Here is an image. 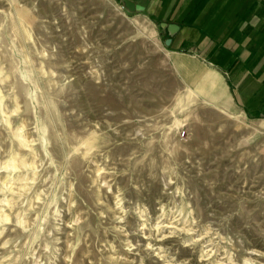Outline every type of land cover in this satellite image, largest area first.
<instances>
[{
  "label": "rangeland",
  "instance_id": "rangeland-1",
  "mask_svg": "<svg viewBox=\"0 0 264 264\" xmlns=\"http://www.w3.org/2000/svg\"><path fill=\"white\" fill-rule=\"evenodd\" d=\"M226 86L123 0H0V264H264V118Z\"/></svg>",
  "mask_w": 264,
  "mask_h": 264
},
{
  "label": "crops",
  "instance_id": "crops-1",
  "mask_svg": "<svg viewBox=\"0 0 264 264\" xmlns=\"http://www.w3.org/2000/svg\"><path fill=\"white\" fill-rule=\"evenodd\" d=\"M133 1L159 22L164 46L169 35L160 24L181 27L166 51L218 69L237 106L247 116L264 118V0Z\"/></svg>",
  "mask_w": 264,
  "mask_h": 264
},
{
  "label": "water",
  "instance_id": "water-1",
  "mask_svg": "<svg viewBox=\"0 0 264 264\" xmlns=\"http://www.w3.org/2000/svg\"><path fill=\"white\" fill-rule=\"evenodd\" d=\"M124 7L130 12H145L146 7L136 3L133 0H123ZM162 29H166L169 35V38L165 41V46L170 47L173 42V38L179 33L181 27L178 24H168L167 22H162L160 24Z\"/></svg>",
  "mask_w": 264,
  "mask_h": 264
},
{
  "label": "bare ground",
  "instance_id": "bare-ground-1",
  "mask_svg": "<svg viewBox=\"0 0 264 264\" xmlns=\"http://www.w3.org/2000/svg\"><path fill=\"white\" fill-rule=\"evenodd\" d=\"M162 226V225H161ZM161 230H162V228H161Z\"/></svg>",
  "mask_w": 264,
  "mask_h": 264
}]
</instances>
